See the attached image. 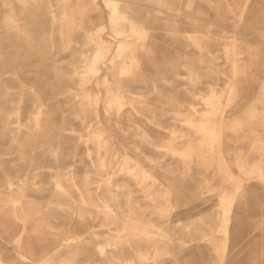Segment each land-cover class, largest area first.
<instances>
[{
  "label": "rangeland",
  "instance_id": "374dc122",
  "mask_svg": "<svg viewBox=\"0 0 264 264\" xmlns=\"http://www.w3.org/2000/svg\"><path fill=\"white\" fill-rule=\"evenodd\" d=\"M0 264H264V0H0Z\"/></svg>",
  "mask_w": 264,
  "mask_h": 264
},
{
  "label": "bare ground",
  "instance_id": "6f19581e",
  "mask_svg": "<svg viewBox=\"0 0 264 264\" xmlns=\"http://www.w3.org/2000/svg\"><path fill=\"white\" fill-rule=\"evenodd\" d=\"M115 6V5H114ZM134 70V69H133ZM122 75V74H121ZM124 75V74H123ZM132 76V75H131ZM21 98V97H20ZM221 121V119H220ZM223 122V121H221ZM222 124V123H221ZM221 127V126H220ZM222 128V127H221ZM247 192V191H246ZM247 197V196H246ZM233 205V204H232ZM15 206V205H14ZM228 206V204H227ZM244 206V205H243ZM16 207V206H15ZM20 208V207H19ZM171 208V207H170ZM241 208V207H240ZM21 209V208H20ZM223 209H225L223 207ZM222 209V210H223ZM172 211V209H170ZM245 210V209H244ZM233 207L232 206H229L225 209V217H224V220L222 221V228H221V231L223 232V234L221 235H224V239H222L224 241V249L227 251L228 247H229V235H230V219L233 215ZM27 215V214H26ZM222 217V216H221ZM24 218V217H23ZM220 224V222H219ZM220 231V232H221ZM142 234V233H141ZM206 234V233H205ZM210 235V234H209ZM140 236V234H139ZM208 237V236H207ZM222 237V236H221ZM210 239V238H209ZM213 239V238H212ZM207 243V242H206ZM211 244V243H209ZM220 244V243H219ZM211 246V245H210ZM223 246V245H222ZM213 247V246H212ZM221 248V247H220ZM214 249V247H213ZM215 251V250H214ZM217 251V250H216ZM219 252V251H218ZM222 252V251H221ZM225 253V252H224ZM220 256V255H219ZM221 262V261H220Z\"/></svg>",
  "mask_w": 264,
  "mask_h": 264
}]
</instances>
